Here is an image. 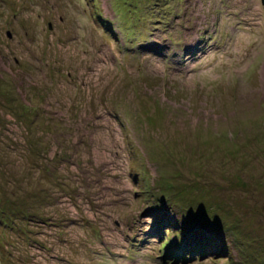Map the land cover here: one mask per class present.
<instances>
[{"label": "rangeland", "instance_id": "374dc122", "mask_svg": "<svg viewBox=\"0 0 264 264\" xmlns=\"http://www.w3.org/2000/svg\"><path fill=\"white\" fill-rule=\"evenodd\" d=\"M0 264H264V0H0Z\"/></svg>", "mask_w": 264, "mask_h": 264}, {"label": "trees", "instance_id": "16d2710c", "mask_svg": "<svg viewBox=\"0 0 264 264\" xmlns=\"http://www.w3.org/2000/svg\"><path fill=\"white\" fill-rule=\"evenodd\" d=\"M184 190V189H183ZM182 188L180 189V190H176L174 193H176L177 194V196L179 197V198H182L181 196H180V194L182 193ZM184 203H182V206L183 205H186L185 207H188V208H190V206H191V204H190V202L189 201H183ZM192 207V206H191ZM182 208H184V207H181V209ZM183 210V209H182ZM214 219H216V223L218 222V224L220 225V222L219 221H217L218 219H217V217H214ZM179 221V220H178ZM206 222H208V221H206ZM171 226V228H172V234L174 235H176L177 234V237L176 236H171V237H173V238H178L179 236H180V234L182 235V236H180V237H182L181 238V240L183 241L184 240V242H183V244L182 245H180L178 248H179V250L178 251H176L174 254L175 255H178V254H180V251L182 250V248H186V247H189L192 243V241H198V242H202V243H204V244H208L209 242H211V241H213V239H215V237H213L212 235H213V233H210V232H208V231H206L207 233H208V237L207 238H205V239H203V237H201V235H199L198 233H197V235H196V233L195 232H193L194 234L192 235V233L191 234H186L185 232H176V230H178L177 229V227L174 225V224H171V225H169V227ZM178 227H180V224L178 225ZM221 228V227H220ZM217 230V229H216ZM221 230H223L224 232H225V230L223 229V228H221ZM220 232L221 231H217V232H215L214 233V235H217V234H219L221 237H222V234H220ZM223 238V237H222ZM171 238H169V240H167V242H165V245H167L169 242H171V240H170ZM203 239V240H202ZM224 239V238H223ZM206 240V241H205ZM225 240V239H224ZM220 243H222L221 241H219ZM223 245H224V242L222 243ZM225 245H226V247H227V244H226V240H225ZM208 246H209V244H208ZM209 247H211L212 248V246L210 245ZM177 248V249H178ZM174 249H176V248H174Z\"/></svg>", "mask_w": 264, "mask_h": 264}, {"label": "water", "instance_id": "95a60500", "mask_svg": "<svg viewBox=\"0 0 264 264\" xmlns=\"http://www.w3.org/2000/svg\"><path fill=\"white\" fill-rule=\"evenodd\" d=\"M9 33H10V31H9Z\"/></svg>", "mask_w": 264, "mask_h": 264}]
</instances>
